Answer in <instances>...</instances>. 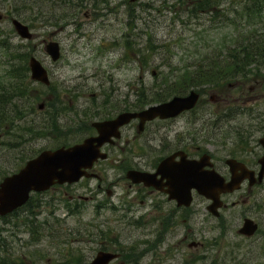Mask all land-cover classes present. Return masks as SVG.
<instances>
[{
    "label": "rangeland",
    "instance_id": "rangeland-1",
    "mask_svg": "<svg viewBox=\"0 0 264 264\" xmlns=\"http://www.w3.org/2000/svg\"><path fill=\"white\" fill-rule=\"evenodd\" d=\"M187 1L139 0L131 3L129 0H84L80 6L68 11L65 20H60L61 14L67 13L66 10L58 5L51 7L47 0H39L42 16L34 17L26 10L24 21L34 37L31 41H23L13 32L8 20L13 17L9 13H15L10 0H0V15L3 17L0 21V42L7 46V49L0 48V92H9L8 96L12 97L4 103L2 109L7 117H11L10 120L3 122L0 118V182L41 150L72 145L92 133L89 122L99 119L100 110L78 108L84 102L91 105V95H94V105L100 106L105 99L112 101L107 108L113 115L160 102L155 101L154 97L165 93V85L161 84L160 79L156 80L152 72H157L159 76L168 72L164 61L168 42L170 44L172 40L184 39L179 48L182 56L230 48L227 45L236 42L234 35L237 32L232 27L219 29L225 19L219 22L208 14L193 13ZM219 1L224 9L231 12L241 0ZM249 27H246V31L256 28L264 31V15L262 21L258 20ZM49 41L60 45L61 57L56 63L51 62L44 52V42ZM30 56L39 60L48 71L51 88L45 89L30 80L29 71L26 73L24 70ZM12 57L15 60L10 62ZM17 66L22 69L11 72ZM245 83V89L241 90L247 92L252 85ZM16 85L17 89L11 88ZM222 87L220 90L195 89L202 92V96L193 111L174 121L152 125L156 147L159 142L164 143L166 135L169 136L165 149L153 151L144 145L139 148L138 143L125 146L126 139L132 138L134 129L124 128L121 140L124 150L118 153V157L123 158V171L134 167V161L140 157L148 161L152 157L163 156V152L179 149L181 139L183 142L190 139L197 145L198 113L214 110L220 115L227 107L224 108V104L219 102L223 97L221 93L229 90L227 83ZM257 93L263 94L264 91ZM53 94L65 105L71 100L76 109L74 115L79 113L78 109L87 111L82 118L83 127L71 135H57L49 123L43 124V114L37 106ZM137 95L142 97L145 105L136 103ZM210 96L213 100H209ZM171 97L169 95L165 100ZM259 104L256 102L254 107L261 111ZM14 106H19L21 115L13 113ZM241 108L245 109L244 106ZM66 118H59L64 126L68 125ZM69 119H73L74 128L80 126L76 125L78 120L71 114ZM208 150L215 151V148L209 147ZM218 154L224 157L227 152L221 151ZM96 168L107 177L103 189L113 188L111 198L104 191L97 190L98 182L94 179H83L73 185L72 191L84 197H96L92 201H80L78 208L64 195L65 189L54 187L44 193L31 194L28 206L0 219V237L4 244L0 245V264H87L103 247L120 250L126 254V260L130 257L133 259L136 255L133 252L143 247L142 244L149 240L155 229L152 214L148 212L150 209L140 207L137 202L124 203L132 199L133 191L126 185L127 179H119L120 172L115 167L102 164L96 165ZM70 190L67 188L69 193ZM105 202L111 205L103 207ZM259 219L264 221V213ZM236 245L229 256L232 261L226 264H264L263 230L246 242L236 241ZM189 254L190 260L196 257L193 252ZM217 258L222 259V256ZM150 263L149 256L126 262ZM191 264L198 263L195 261Z\"/></svg>",
    "mask_w": 264,
    "mask_h": 264
},
{
    "label": "flooded vegetation",
    "instance_id": "flooded-vegetation-1",
    "mask_svg": "<svg viewBox=\"0 0 264 264\" xmlns=\"http://www.w3.org/2000/svg\"><path fill=\"white\" fill-rule=\"evenodd\" d=\"M262 91H264V81L262 84L256 81L246 93L228 94L224 99H219V102L224 104V108L227 105L220 115L218 111L204 110L196 117L197 145H194L190 139L187 142H183L181 139L179 149L163 152V156L152 157L148 161L140 157L134 161V167L124 171L122 168L123 158L118 157V153H122L124 150L123 143H121L124 128L133 127L134 129L132 138L126 139L125 146H129L130 143H138L139 148L144 145L153 151H160L162 148L165 149L169 143V136L166 135L163 139L164 143L159 142L156 147L152 125L156 122L174 121L175 119L165 121L155 119L145 122L143 125L139 124V119H134L121 129V136L118 140L102 147L107 158L96 163L91 173L95 175L92 179L98 182L97 190L104 191L106 195H109H107L109 198L114 193L113 188L103 189L107 177L103 172H99L96 165L105 164L106 167H115L116 171L120 172L119 179L124 177L125 180V175L130 169L154 174L152 183L149 185L125 181L129 189L133 191V197L124 203L137 202L140 207H149L148 212L150 215L152 214L155 228L149 240L142 244L143 247L133 252L137 259L149 256L150 264H190L193 260L198 264H226L232 261L229 256L237 247L236 241L246 242L250 239L239 232L245 219H251L257 224L255 235L259 231H264V221L259 219L264 213V167L262 168L261 165V160L264 157V93H257ZM91 96L94 97V95ZM51 99H53L52 95L49 100ZM57 99L59 98L56 95L52 103L44 102V108L40 111L43 114V124L52 121L56 128L61 131L66 130L63 135H71L74 126L72 125L73 119L70 120L69 115L71 114L76 119L75 105L71 104V100H68L65 105ZM209 99L213 100L211 96ZM256 102H260L261 111L255 109ZM86 104L84 102L78 105V108L86 107ZM240 106H244L245 109L237 110L236 108ZM51 108H55L57 114L55 113L53 117L49 118L46 116V112ZM77 111L81 113L82 109ZM62 116L68 117L66 118L67 126H64L59 119ZM114 116L108 111L104 120ZM46 119L47 121H45ZM165 127L169 129L167 126ZM200 140L201 143H199ZM209 147L215 148V151L208 150ZM221 151H226V156L220 157L218 153ZM177 152H182L184 157L181 158L179 155L172 159L171 162L175 165L181 160L195 161L197 162L195 165L197 174L203 175L207 172L206 174L213 175L216 173L225 181L231 182V187L234 189L219 194L220 206L217 210L210 207V200L193 188L189 190L190 204L188 206H179L176 199L169 198L167 192L169 189H173L176 193L188 192L186 185L182 186L183 188H178V183L171 184L173 182L170 176H166L165 172H158L160 162ZM170 170V175H172L177 167H172ZM55 187L65 189L64 195L68 197L69 202L75 208L79 207L80 201L87 202L96 198L94 196L84 197L82 194L72 191L73 185ZM67 188L71 189L70 193ZM109 204L110 202H105L103 207ZM235 238H237L236 241ZM145 247L147 248L143 250ZM99 250L117 252L121 258H126V254L120 250H108L106 247ZM189 252L196 254L193 260L189 259ZM219 256H222V259L217 258ZM91 259L92 257L89 260Z\"/></svg>",
    "mask_w": 264,
    "mask_h": 264
},
{
    "label": "water",
    "instance_id": "water-1",
    "mask_svg": "<svg viewBox=\"0 0 264 264\" xmlns=\"http://www.w3.org/2000/svg\"><path fill=\"white\" fill-rule=\"evenodd\" d=\"M134 1L137 0H131V2ZM11 23L21 39H32L33 35L25 24L16 19H13ZM45 51L52 61L58 60L60 53L59 45L56 42L47 43ZM28 66L31 79L46 85L49 83L46 71L37 59L31 57ZM197 100L198 94L191 91L187 96H175L167 102L151 106L139 113L124 112L118 115L115 120L93 123L92 126L97 130L98 137L85 139L81 144L69 148L62 147L55 151L41 152L29 160L17 173L5 177L0 183V216H5L22 206L28 200L31 191L43 192L54 184H71L77 182L82 176L88 177L85 169L91 168L98 158H105V155L99 151L101 145L113 136L119 127L127 124L131 119L139 118L142 125L145 121L153 120L156 117L160 119L173 118L194 108ZM41 107L42 105L39 106V108ZM175 156L176 154L163 160L158 172H165L166 176H170L172 185L179 184L178 188L186 185L188 192L184 195L188 194L191 188H196L200 194L213 200L211 207L216 208L219 205L217 202L218 193L233 189L231 183H224L223 179L217 178V176L197 174L194 161L181 162L177 166V170L170 175V168L174 167L171 160ZM262 165L264 167V159ZM152 177L151 174L137 171L127 173V178L133 183L143 182L145 185L152 183ZM168 193L171 198L178 201L179 205L189 204V198H186L182 192L176 193L173 189H169ZM256 228L257 226L251 220H245L241 232L252 236ZM117 256V254L101 251L89 264H109Z\"/></svg>",
    "mask_w": 264,
    "mask_h": 264
},
{
    "label": "trees",
    "instance_id": "trees-1",
    "mask_svg": "<svg viewBox=\"0 0 264 264\" xmlns=\"http://www.w3.org/2000/svg\"><path fill=\"white\" fill-rule=\"evenodd\" d=\"M51 7L59 6L67 13L61 14L60 20L68 17V11L80 6L84 0H47ZM95 1V0H92ZM190 1V2H189ZM187 4L192 7L193 13L208 14L213 20L221 22L225 19L222 27H232L237 33L234 35L236 42L227 45L230 48H218L205 53H194L182 56L179 52L182 40H172L167 44V57L164 60L168 68L167 73L159 76L156 73V80L160 79L161 84L165 85V93L155 96V101H164L169 95H182L191 89H222L224 83H232L238 80L252 81L264 77V31L254 29L246 31V27L253 26L256 21H262L264 15V0H241L231 12L224 9L219 0H189ZM103 2V1H102ZM10 5L15 9V13H9L22 21H26V10L32 16L41 17L42 11L39 0H10ZM23 11V13H21ZM256 18V19H255ZM253 28V27H252ZM231 38V37H230ZM4 45V43H0ZM226 46V47H227ZM224 50V51H223ZM181 55V56H180ZM180 56V57H179ZM179 60L176 61L175 58ZM26 59V57H24ZM15 59L12 57L11 62ZM26 60H24V63ZM22 68L17 66L11 72L20 71ZM28 72L27 66L24 68ZM22 78H18L21 80ZM16 80V78H15ZM17 89L18 85L11 86ZM51 88V87H50ZM52 90V89H50ZM9 92H0V118L3 122L10 120V116L4 113L3 105L12 97ZM144 104L142 97L137 95L136 103ZM16 116L21 115L19 106L13 107ZM54 128V126H52ZM28 206V203L27 205ZM25 206V207H26ZM24 208V207H23Z\"/></svg>",
    "mask_w": 264,
    "mask_h": 264
}]
</instances>
